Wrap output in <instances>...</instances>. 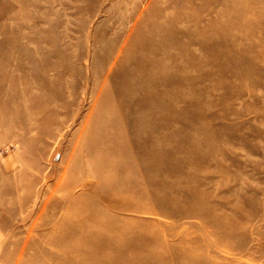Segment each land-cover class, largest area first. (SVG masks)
Instances as JSON below:
<instances>
[{
  "label": "rangeland",
  "instance_id": "374dc122",
  "mask_svg": "<svg viewBox=\"0 0 264 264\" xmlns=\"http://www.w3.org/2000/svg\"><path fill=\"white\" fill-rule=\"evenodd\" d=\"M0 264H264V0H0Z\"/></svg>",
  "mask_w": 264,
  "mask_h": 264
}]
</instances>
